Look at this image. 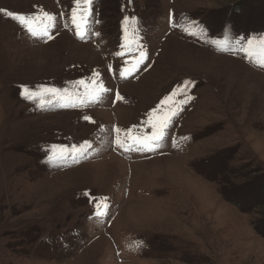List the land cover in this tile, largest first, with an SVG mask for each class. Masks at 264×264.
Segmentation results:
<instances>
[{
	"label": "rangeland",
	"instance_id": "1",
	"mask_svg": "<svg viewBox=\"0 0 264 264\" xmlns=\"http://www.w3.org/2000/svg\"><path fill=\"white\" fill-rule=\"evenodd\" d=\"M73 7L0 0L56 16L48 40L0 12V264H264V67L241 50L264 38V0H94L84 39ZM125 27L146 58L122 78L139 59L117 55ZM94 72L109 91L86 106L22 95L82 93ZM185 81L193 99L161 148L116 144L150 132L148 114ZM85 141L77 160H49L51 146Z\"/></svg>",
	"mask_w": 264,
	"mask_h": 264
},
{
	"label": "snow or ice",
	"instance_id": "2",
	"mask_svg": "<svg viewBox=\"0 0 264 264\" xmlns=\"http://www.w3.org/2000/svg\"><path fill=\"white\" fill-rule=\"evenodd\" d=\"M94 0H74V7L71 11V21L76 29V35L80 39H84L87 34L89 20L92 14V4ZM7 16L17 21L18 24L32 37L52 39L51 29L55 27L56 16L49 12L42 11L37 15H24L0 9ZM129 17H125L124 24L127 25ZM188 31V29H186ZM191 35H195L194 32H189ZM98 35V34H97ZM138 29L133 28L131 35H129L128 28L125 27V43L121 45L122 51L117 55L123 56L125 52L123 49H132L135 47L138 50L139 59H136L132 64V68L124 67L120 71L122 78H126L131 75L132 72L139 66L140 63L146 58V53L143 51L142 45L139 44ZM252 60L256 59L258 66L264 67V38L259 40L258 45H254V41L249 39L247 46L241 49ZM99 73H93V77L90 78L89 82L84 80L77 81V86H82L84 91L82 93L69 92L67 88L58 89L54 87L40 86L38 90H32L28 87H24L22 95L28 100H35L37 97L40 98L41 105L51 103L52 100L62 102V107H79L86 106L90 103L98 102L102 96L109 91L104 87L102 81L97 79ZM192 82L185 81L184 84L175 89L170 95L166 96L157 108L153 109L148 114V119L145 122L151 129L150 132H143L142 134L136 135L129 129L125 132V140L121 141L119 137L116 139V144L123 148L125 151L135 150L137 152H155L163 146L167 136L168 129L171 127L173 119L183 110V106L188 103L193 97L188 95V88ZM183 97L177 99V97ZM51 97L52 99H46ZM117 99L122 97L117 94ZM88 120L89 117H84ZM120 133V129L115 130ZM91 145L85 141L83 144L77 146H63L53 145L49 149V160L56 161L67 159L71 157L77 160L79 156L83 155L87 148ZM173 146H176L175 139L173 140ZM107 198L100 197L95 201L96 215L102 216L105 214L107 209Z\"/></svg>",
	"mask_w": 264,
	"mask_h": 264
},
{
	"label": "bare ground",
	"instance_id": "3",
	"mask_svg": "<svg viewBox=\"0 0 264 264\" xmlns=\"http://www.w3.org/2000/svg\"><path fill=\"white\" fill-rule=\"evenodd\" d=\"M229 61H231L232 63H230L231 65H234V66H236V63H239V62H235V61H232V60H229ZM242 68H244L246 71H248L251 75H256V73L255 72H253L252 70H250V69H248V68H246V67H244V66H241ZM151 73V72H150ZM257 76V75H256ZM258 76H260V75H258ZM113 112H115V111H113ZM114 156V155H113ZM118 159V158H117ZM174 159V158H173ZM122 162V161H121ZM120 216V215H119ZM119 218V217H118ZM117 218V219H118ZM117 221H115V223H116ZM115 223H114V225H115ZM91 247V246H90ZM128 263V262H127ZM125 264V263H124ZM129 264V263H128ZM131 264H133V262L131 263Z\"/></svg>",
	"mask_w": 264,
	"mask_h": 264
}]
</instances>
